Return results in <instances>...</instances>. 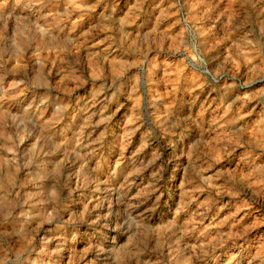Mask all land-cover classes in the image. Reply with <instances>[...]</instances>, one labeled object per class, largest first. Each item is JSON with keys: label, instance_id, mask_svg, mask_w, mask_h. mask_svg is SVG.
I'll use <instances>...</instances> for the list:
<instances>
[{"label": "rangeland", "instance_id": "1", "mask_svg": "<svg viewBox=\"0 0 264 264\" xmlns=\"http://www.w3.org/2000/svg\"><path fill=\"white\" fill-rule=\"evenodd\" d=\"M0 264H264V0H0Z\"/></svg>", "mask_w": 264, "mask_h": 264}]
</instances>
